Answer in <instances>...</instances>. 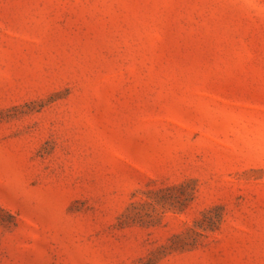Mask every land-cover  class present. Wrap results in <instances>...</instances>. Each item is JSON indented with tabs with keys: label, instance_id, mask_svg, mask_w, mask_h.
<instances>
[{
	"label": "rangeland",
	"instance_id": "374dc122",
	"mask_svg": "<svg viewBox=\"0 0 264 264\" xmlns=\"http://www.w3.org/2000/svg\"><path fill=\"white\" fill-rule=\"evenodd\" d=\"M0 264H264V0H0Z\"/></svg>",
	"mask_w": 264,
	"mask_h": 264
}]
</instances>
